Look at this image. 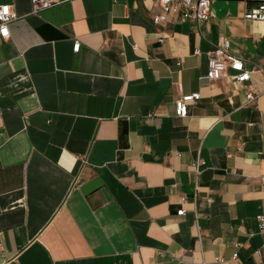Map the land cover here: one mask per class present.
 <instances>
[{
  "label": "crops",
  "instance_id": "obj_1",
  "mask_svg": "<svg viewBox=\"0 0 264 264\" xmlns=\"http://www.w3.org/2000/svg\"><path fill=\"white\" fill-rule=\"evenodd\" d=\"M261 1L154 24L158 0H0V264H264ZM225 38L250 80L200 78Z\"/></svg>",
  "mask_w": 264,
  "mask_h": 264
},
{
  "label": "built area",
  "instance_id": "obj_2",
  "mask_svg": "<svg viewBox=\"0 0 264 264\" xmlns=\"http://www.w3.org/2000/svg\"><path fill=\"white\" fill-rule=\"evenodd\" d=\"M162 7V12L154 14L152 17L154 24H160L169 19L170 16L179 14L178 19L181 21L193 20L195 22L207 21L211 17L210 6L212 0H158ZM33 11L37 12L43 8H47L55 5L59 0H32ZM8 9L4 12V9ZM16 18L15 12H13L11 5L8 3L0 4V35L3 38H7L10 35L9 24L11 20ZM244 18L247 20H262L264 21V0L256 5L247 9L244 13ZM165 36L162 35L159 38L160 42L165 40ZM81 42L75 39L73 49L79 51ZM231 41L229 38H225L223 43L215 46L209 53L208 69L206 74H203L200 78H207L210 80L219 79L223 76L227 68H232L236 72L231 75V78L238 82H245L251 79L252 73L259 71L258 68H248L245 65V61L242 57L233 54L230 51ZM195 54H200L201 51L196 48ZM178 66H181L182 62L179 61ZM262 87L264 88V77L261 80ZM264 90V89H263ZM260 90H246V97L248 101L256 98ZM201 98L200 92H193L190 94H184L175 100L176 115L185 117L189 114V105ZM203 162H197L194 168L197 172L200 170V166ZM179 214H184L185 209L178 210ZM259 226L264 232V212L257 215ZM233 258H238V251L233 253Z\"/></svg>",
  "mask_w": 264,
  "mask_h": 264
},
{
  "label": "snow or ice",
  "instance_id": "obj_3",
  "mask_svg": "<svg viewBox=\"0 0 264 264\" xmlns=\"http://www.w3.org/2000/svg\"><path fill=\"white\" fill-rule=\"evenodd\" d=\"M7 11H8V9L5 8V9H4V12H7Z\"/></svg>",
  "mask_w": 264,
  "mask_h": 264
}]
</instances>
